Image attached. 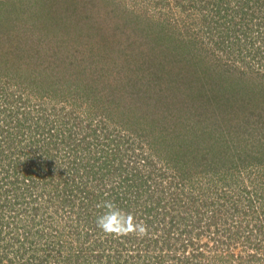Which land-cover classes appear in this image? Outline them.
Masks as SVG:
<instances>
[{
    "label": "rangeland",
    "instance_id": "374dc122",
    "mask_svg": "<svg viewBox=\"0 0 264 264\" xmlns=\"http://www.w3.org/2000/svg\"><path fill=\"white\" fill-rule=\"evenodd\" d=\"M0 26V264H264V0H0ZM105 200L147 234L102 233Z\"/></svg>",
    "mask_w": 264,
    "mask_h": 264
},
{
    "label": "clouds",
    "instance_id": "9594fccd",
    "mask_svg": "<svg viewBox=\"0 0 264 264\" xmlns=\"http://www.w3.org/2000/svg\"><path fill=\"white\" fill-rule=\"evenodd\" d=\"M98 206L105 211L96 217V227L106 236L140 238L147 234L146 225L137 222L131 213L121 210L113 201L105 200Z\"/></svg>",
    "mask_w": 264,
    "mask_h": 264
},
{
    "label": "trees",
    "instance_id": "16d2710c",
    "mask_svg": "<svg viewBox=\"0 0 264 264\" xmlns=\"http://www.w3.org/2000/svg\"><path fill=\"white\" fill-rule=\"evenodd\" d=\"M2 28H6V27H1V26H0V34H2V33L5 32V29L2 30ZM0 39H1V38H0ZM8 39H9V37H8ZM12 51H13V50H12ZM13 52H15V51H13ZM129 187H131V186H129Z\"/></svg>",
    "mask_w": 264,
    "mask_h": 264
}]
</instances>
